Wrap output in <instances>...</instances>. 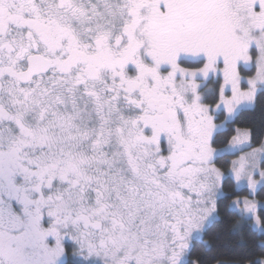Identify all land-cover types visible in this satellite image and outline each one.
<instances>
[{"label": "snow or ice", "instance_id": "obj_1", "mask_svg": "<svg viewBox=\"0 0 264 264\" xmlns=\"http://www.w3.org/2000/svg\"><path fill=\"white\" fill-rule=\"evenodd\" d=\"M257 112L264 0H0V264H264Z\"/></svg>", "mask_w": 264, "mask_h": 264}, {"label": "trees", "instance_id": "obj_2", "mask_svg": "<svg viewBox=\"0 0 264 264\" xmlns=\"http://www.w3.org/2000/svg\"><path fill=\"white\" fill-rule=\"evenodd\" d=\"M258 117H259V112H257L256 114H248L247 119H248L249 122H253V120L255 121L253 126L255 127L257 132H264V129H262L260 127ZM262 195H264V194H262ZM261 198H262L261 196L257 197V199H261ZM232 239L238 240L239 238L238 237H233ZM260 239L261 238L259 236H257V235H247L245 237V239L243 240V243L245 245H247L248 247H252V246L258 244L260 242Z\"/></svg>", "mask_w": 264, "mask_h": 264}]
</instances>
